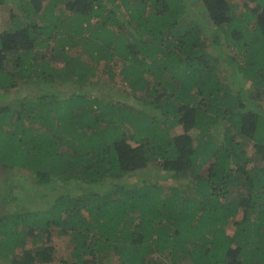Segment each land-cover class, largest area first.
Masks as SVG:
<instances>
[{"label":"trees","instance_id":"16d2710c","mask_svg":"<svg viewBox=\"0 0 264 264\" xmlns=\"http://www.w3.org/2000/svg\"><path fill=\"white\" fill-rule=\"evenodd\" d=\"M16 5L0 29V174L53 193L0 213V256L52 264L53 232L61 264H264V0Z\"/></svg>","mask_w":264,"mask_h":264},{"label":"rangeland","instance_id":"374dc122","mask_svg":"<svg viewBox=\"0 0 264 264\" xmlns=\"http://www.w3.org/2000/svg\"><path fill=\"white\" fill-rule=\"evenodd\" d=\"M243 1L244 0H236L238 4V11L243 10ZM10 12L19 13V9L16 5V0H4V4L0 6V29L3 28L4 23L9 20V14ZM71 54H74V51H71ZM84 57V56H83ZM86 59V57H84ZM112 70H115L114 72V80L113 83L117 87L121 89H128L127 84L122 80L121 75L119 73L120 71V63L114 60V63H112ZM94 69L96 70V74L94 78H91V83H88V86H93V82H95V86L97 89L95 91L104 90L103 85L106 84V82L112 81L113 77L109 78L108 73V67L104 65V61H101L99 64H95ZM90 82V81H89ZM100 88V89H99ZM117 92V96H123L124 94H120V92ZM8 95H5V97L1 96L0 98V104L3 101L10 100L12 98V93H6ZM137 95H140V92H137ZM29 123H26L28 125ZM138 173V172H137ZM145 176L141 175L140 173L137 174V177ZM131 176H126L124 178L127 179ZM150 180H157L159 178V175H155L154 172H151L148 176ZM13 179V181H12ZM14 182H17V186H14ZM33 180L32 177L28 174H24L22 171H15L13 175L11 176V179L3 178L0 174V213L3 212H24L26 209H33L35 207H38L40 205L45 204L46 199H50L51 194L53 193V189L50 185H46L43 187V189L39 192L33 189ZM13 186V187H11ZM167 188V187H165ZM17 214V213H13ZM25 218V217H23ZM22 219V218H21ZM228 229H231V226H228ZM52 240L49 242L54 247V261L52 264H61L60 258L65 256L68 253V248L64 244H66V237H59L56 236L52 232ZM25 247H31L33 237L31 235L25 236ZM41 242V241H40ZM36 245H40V243H36ZM15 251H18L17 253H21L22 250L20 248L16 249ZM0 264H10L8 260L4 257L0 256Z\"/></svg>","mask_w":264,"mask_h":264}]
</instances>
